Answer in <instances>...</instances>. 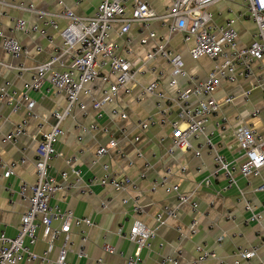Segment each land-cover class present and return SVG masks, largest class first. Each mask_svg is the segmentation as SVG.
<instances>
[{
    "label": "crops",
    "instance_id": "obj_1",
    "mask_svg": "<svg viewBox=\"0 0 264 264\" xmlns=\"http://www.w3.org/2000/svg\"><path fill=\"white\" fill-rule=\"evenodd\" d=\"M100 1L62 0V6H59L56 0H0V32L5 37L15 39L27 52L13 58L4 52L0 39V86L8 94L0 99V162L13 164L12 174L8 178H4L0 170V234L8 238L16 236L20 218L28 207L26 198L30 195V186L36 182L35 160L41 134L54 125L51 114L64 110V95L53 91L47 81L39 91H30L28 100L35 103L37 118L27 120L25 134L17 142L6 143L4 136L26 120V102L21 95L24 85L31 79V70L61 51L59 30L67 23L56 16L68 9L78 17H89ZM144 1L157 15H163L170 5L168 0ZM26 2H32L37 12L55 16L58 29L45 26L46 17L16 8ZM210 11L217 23L234 20L238 49L249 46L254 40L257 28L245 15V6L240 1L227 0ZM19 19L45 29L52 41L48 42L39 33L25 35L17 32L14 24ZM151 29L156 38L148 39L145 45H141L140 40L147 36L139 34L138 24L132 25L124 37L120 36L119 25L110 29L107 41L116 45L119 55L140 74L127 87L129 93L121 90L114 103L99 109H94L93 103L101 102L107 86L100 80L89 84L87 89L90 95L81 94L79 100L85 110L77 108L61 122L64 135L55 144L60 157L53 158L49 163V175L61 189L53 195L49 205L58 206L63 212H69L76 218H86L95 224L70 227L66 259L70 264H126L127 258L134 256L137 249L133 242L121 238L118 232L122 230L127 233L133 222L139 220L154 232L149 247L139 251L141 264H162L161 260L165 257H174L179 264H198L197 246H204L215 254V258H209L204 264H233L238 249L253 248L255 255L241 264H264V189H261L264 187V167L255 175L247 178L241 176L239 167L244 158L234 137L239 125L248 126L264 135V67L260 62H255L248 77L239 78L233 84L221 82L212 94L218 109L209 118L204 135L190 139L189 150L170 153L169 123L175 119L177 108L160 100L157 95L172 97L176 89L168 88L170 67L166 61L157 58L147 62L146 55L163 40L168 50L182 56L187 75L200 82L206 79L214 62L208 58L192 60L189 57V43L183 42L180 35L169 34L167 27L153 23ZM37 48H40V52L36 51ZM62 61L63 67L56 65L54 69L62 71L71 66L68 57ZM19 67L26 70L18 71ZM159 73L162 76L157 78ZM156 79L158 87L154 94L142 96L143 87ZM178 88L189 89L188 79H179ZM245 92H249L247 98ZM228 98L232 100L226 103ZM17 102L19 109L13 113L12 108ZM196 105V100L190 102L191 108ZM120 114H125V118ZM149 118L155 124L141 131L137 122ZM161 120H165V123L161 124ZM90 126H97L99 130H91ZM206 137L213 148L205 144ZM111 141L116 143V147L97 159L96 151L108 146ZM213 152L232 164L234 184L231 186L222 173L216 172ZM72 158L76 160L67 164ZM72 170L78 171V176ZM106 170L115 177L133 181L137 190L126 187L123 191H116L109 186L99 185L97 181L105 175ZM62 174H66V177L63 178ZM172 185H177L181 194H193L198 209L192 213L189 205H180L175 219H168L164 225H159L155 221L156 213L163 207L174 208L178 204L177 193L170 189ZM246 203L251 211L245 209ZM136 204L141 207L140 213L133 211ZM253 214L263 218L259 222L251 220ZM192 219L197 220L198 224L197 232L190 236L187 230ZM52 226L60 228L61 222L56 221ZM82 234L87 238L84 244L80 240ZM37 235L38 241L33 251L42 255L48 244L39 231ZM62 244L63 236H60L47 254L48 261L55 262ZM103 244L113 246L114 253L104 252ZM81 247L84 256L79 258L77 253Z\"/></svg>",
    "mask_w": 264,
    "mask_h": 264
},
{
    "label": "built area",
    "instance_id": "obj_2",
    "mask_svg": "<svg viewBox=\"0 0 264 264\" xmlns=\"http://www.w3.org/2000/svg\"><path fill=\"white\" fill-rule=\"evenodd\" d=\"M168 1L170 5L163 15L154 13L144 0H101L89 17H78L68 9H64L61 14L56 16L58 20L67 23L63 29L59 30L62 40L61 51L31 70V79L24 85V91L21 95V99L26 102V120H23L14 130L5 135L4 142H17L25 134L27 120L37 118L34 113L35 103L30 99L28 100V93L39 91L46 81L53 91L64 95L65 107L62 112L51 114L55 123L49 130L41 134L35 160L36 182L29 188L30 195L26 198L28 207L20 218L16 236L8 238L3 233L0 234V264H21L22 262L32 263L36 261L45 264H70L66 259L70 246V227L81 224L95 226L94 222L86 218H76L69 212L61 211L58 206L49 205L50 199L61 189L60 185L49 175V163L53 158L60 157L55 150V144L64 135L61 122L75 109L85 110V106L79 100L81 94L90 95V91L87 89L89 84L100 80L107 86V89L103 91L101 102L93 103V108L99 109L103 105L114 103L121 90L129 93L127 87L140 74L138 69L131 67L127 60L119 55L118 47L107 41L108 33L114 25L120 26V36L124 37L132 25L138 24L140 26L139 34L147 36L140 40V44L145 45L148 39L156 38L151 25L158 23L161 27H167L169 34L180 35L183 42L189 43V57L192 60L208 58L214 62V66L206 79L200 82L187 75L182 56L168 50L163 40L156 43L146 55L147 62H152L157 58L166 61L170 67L168 88L176 89L172 97L163 94L157 95L160 100L177 108L175 119L169 123L171 129L170 153L174 150H189V140L204 135L209 118L218 109V104L213 99L212 94L221 82L233 84L239 78L248 77L255 62H260L264 67V3L262 0H238L244 4L245 15L257 28L254 40L249 46L242 49H238L236 45L237 33L234 29V20L227 19L223 23H217L210 11L211 8L227 0ZM56 2L62 6V0H56ZM16 8L29 13H36L40 17H46L45 26H50L54 30L58 29L56 17L49 13L37 12L32 2L19 4ZM14 29L25 35L39 33L48 42L52 41V37L47 34L45 29L29 25L23 19L15 21ZM0 39L4 52L11 57L17 58L22 54H27L26 50L15 39L5 37L1 32ZM126 41L129 42L130 40L126 39ZM36 51L40 52V48H37ZM64 57L70 59L71 66L62 71L54 69L56 65L63 67L62 59ZM17 70L25 71L26 69L19 67ZM104 71L106 72L104 73ZM161 76L162 74L159 73L157 78ZM179 79H188L190 88L187 90L178 88ZM157 87L156 79L143 87L142 96L154 94ZM7 96L6 89L0 86V99ZM244 96L247 98L249 92H245ZM192 100L197 101L194 108L190 106ZM231 100L232 98H228L226 103ZM18 109L19 103L17 102L13 106L12 112L15 113ZM254 114L252 113V115ZM119 116L125 118L126 115L120 114ZM164 123L165 120H161V124ZM154 124L155 121L152 118L137 122L141 131L147 130L149 126ZM89 129L99 130L97 126H90ZM100 130L107 131L105 128H100ZM234 137L244 158L239 167L240 175L247 178L257 174L264 167V135L248 126L239 125L235 129ZM205 144L213 148L210 139L207 137ZM115 147L116 143L111 141L108 146L99 148L96 151L97 159L104 157L110 149ZM75 160L72 158L67 161V164L70 165ZM213 160L216 172L222 173L229 181L230 186L234 184L232 164L217 152H213ZM0 170L3 171V177L8 178L12 174L13 164L6 165L0 162ZM72 173L75 176L79 174L76 170H72ZM62 177L65 178L66 174H62ZM97 183L104 187L109 186L116 191H123L126 187L137 190L133 181L115 177L108 170ZM24 189L23 187L22 190ZM170 189L177 193L178 204L174 208L163 207L156 213L155 221L159 225H164L168 219H175L180 205H189L192 213H196L198 209L197 203L193 200V194H181L177 185H172ZM261 189L263 190L264 187ZM245 209L251 211L248 203L245 204ZM133 211L140 213L142 210L136 204ZM262 218L259 214L251 216V220L257 222L261 221ZM56 221L61 222L60 228H53L52 225ZM197 224V220H191L188 225V235L193 236L197 232ZM38 231L48 244L47 250L42 255H37L33 251V247L38 241ZM118 234L121 238H126L136 245L135 255L128 257L126 264H141L139 251L149 247V242L154 237L153 230L147 228L139 220H135L127 233L120 230ZM60 236H63V244L59 249L57 259L55 262L48 261L46 259L47 254L51 252L55 241ZM80 240L84 244L87 238L82 234ZM262 243L264 244V238ZM102 250L110 254L115 251L114 247L109 244H103ZM196 252L198 264H204L209 258H215V254L204 246H197ZM255 252V248L251 250L238 249L234 254L236 259L233 264L249 261ZM77 255L79 258L84 256L83 247L80 248ZM161 263L179 264V261L174 257H165Z\"/></svg>",
    "mask_w": 264,
    "mask_h": 264
},
{
    "label": "snow or ice",
    "instance_id": "obj_3",
    "mask_svg": "<svg viewBox=\"0 0 264 264\" xmlns=\"http://www.w3.org/2000/svg\"><path fill=\"white\" fill-rule=\"evenodd\" d=\"M262 3H264V0H262Z\"/></svg>",
    "mask_w": 264,
    "mask_h": 264
}]
</instances>
